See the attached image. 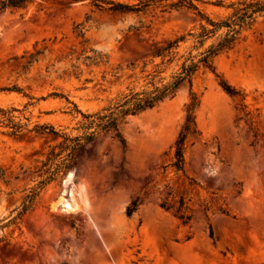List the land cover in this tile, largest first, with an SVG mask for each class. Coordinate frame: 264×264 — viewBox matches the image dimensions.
Wrapping results in <instances>:
<instances>
[{"label": "rangeland", "instance_id": "374dc122", "mask_svg": "<svg viewBox=\"0 0 264 264\" xmlns=\"http://www.w3.org/2000/svg\"><path fill=\"white\" fill-rule=\"evenodd\" d=\"M201 7L213 17L226 13L212 4ZM141 22L139 31L130 29ZM191 25L177 12L120 15L60 0H35L24 11L0 14V109L26 128L9 134L0 112V166L9 180L0 184V264H264L263 22L216 60V72L196 76L200 134L188 138L184 172L172 164L191 101L188 87L120 124L125 148L109 135L88 143L41 191L34 209L17 226L4 227L39 185L44 172H33L57 143L53 135L28 130L46 125L78 134L72 103L85 113L109 106L132 82L133 63L140 69L156 43ZM87 48L107 55L109 63L86 67L81 53ZM221 79L245 94L246 108L222 89ZM70 191L79 205L74 209L61 201ZM182 199L191 216L187 224L179 218ZM135 200L139 209L128 217Z\"/></svg>", "mask_w": 264, "mask_h": 264}, {"label": "trees", "instance_id": "16d2710c", "mask_svg": "<svg viewBox=\"0 0 264 264\" xmlns=\"http://www.w3.org/2000/svg\"><path fill=\"white\" fill-rule=\"evenodd\" d=\"M71 6L75 3H87L91 12H108L112 14L129 15L145 14L148 10H154L162 14L177 12L187 16L191 20V27L184 33L177 35L165 42H159L151 49L150 56L140 67L131 65L130 75L132 82L125 92L120 93L107 107L94 113H85L74 105V110L80 119L74 130L78 134L72 136L69 133L57 131L53 126L37 125L28 132L35 131L41 135H53L57 143L49 146L46 158L41 161L39 170L44 172L39 185L31 189L24 196L19 207L13 212L17 214L8 220L4 227L17 226L24 216L34 209L41 191L50 183L69 170L80 150L88 143L94 142L101 136L109 135L112 139H118L122 146L126 147V141L122 136L119 125L126 122L129 116L138 115L146 110L154 109L166 99H173L183 88L188 87L191 101L187 105V116L174 147V162L172 167L176 172H184L186 164V152L189 136L199 135V128L195 110L199 105L198 97L193 92L196 76L203 70L216 72V60L225 54L235 50L243 42L248 32L260 22L264 23V0H236L226 5L224 0L209 2L204 0H140L131 4L124 0H60ZM35 0H0V14L4 12L24 11ZM212 4L224 8L226 13L213 17L201 4ZM90 20V15L87 16ZM141 26H131V30L139 31ZM78 36L85 37L84 23L76 27ZM83 42H87L84 40ZM92 55H88V52ZM41 54H30L24 69L31 66ZM86 67H100L109 63L107 55L95 49H84L81 53ZM24 57V56H23ZM80 59V58H78ZM76 67V66H75ZM139 69V71H138ZM222 89L232 98L238 99L243 108L245 94L221 79ZM4 117V124L11 128V135L18 136L25 131V127L13 122L11 111L0 109ZM9 185L7 171L0 166V184ZM0 189V193H1ZM139 201L135 200L127 209V216L131 217L139 209ZM185 202H179V218L184 224L191 220L186 214ZM210 238L215 240L214 231L210 228Z\"/></svg>", "mask_w": 264, "mask_h": 264}, {"label": "bare ground", "instance_id": "6f19581e", "mask_svg": "<svg viewBox=\"0 0 264 264\" xmlns=\"http://www.w3.org/2000/svg\"><path fill=\"white\" fill-rule=\"evenodd\" d=\"M80 191H81V194H80V197H81V199L83 200V204L86 206V204H87V196H86V194L84 193V187H83V185H80ZM63 193H65V192H63ZM68 197L69 198H63L61 201H62V203L64 204V206L66 207V208H68V209H74V208H77V207H79V205H78V203H77V201H76V199H75V197H74V195H73V193L70 191L69 193H68ZM61 198V197H60ZM59 198V199H60ZM60 201V202H61ZM55 202V201H54ZM56 203V202H55Z\"/></svg>", "mask_w": 264, "mask_h": 264}, {"label": "water", "instance_id": "95a60500", "mask_svg": "<svg viewBox=\"0 0 264 264\" xmlns=\"http://www.w3.org/2000/svg\"><path fill=\"white\" fill-rule=\"evenodd\" d=\"M71 176H72V173H69V174L67 175V179L69 180V179L71 178ZM60 197H61V195L55 200V202H57V201L59 200ZM55 202H52V203L50 204V210H53V205H54Z\"/></svg>", "mask_w": 264, "mask_h": 264}]
</instances>
